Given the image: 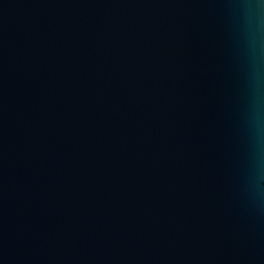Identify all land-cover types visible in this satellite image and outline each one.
Instances as JSON below:
<instances>
[{
  "label": "water",
  "instance_id": "1",
  "mask_svg": "<svg viewBox=\"0 0 264 264\" xmlns=\"http://www.w3.org/2000/svg\"><path fill=\"white\" fill-rule=\"evenodd\" d=\"M258 136L245 0H0V264H264Z\"/></svg>",
  "mask_w": 264,
  "mask_h": 264
},
{
  "label": "clouds",
  "instance_id": "2",
  "mask_svg": "<svg viewBox=\"0 0 264 264\" xmlns=\"http://www.w3.org/2000/svg\"><path fill=\"white\" fill-rule=\"evenodd\" d=\"M245 3L247 5V14L249 16L250 45L253 51H255L261 43V38L264 37V10L258 6H253V0H245ZM255 164L259 180H264V149L260 146L259 136L257 138Z\"/></svg>",
  "mask_w": 264,
  "mask_h": 264
}]
</instances>
